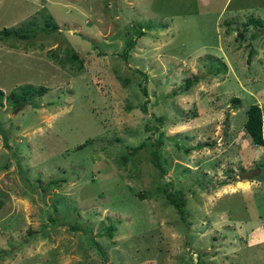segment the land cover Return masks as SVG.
<instances>
[{"label": "rangeland", "instance_id": "1", "mask_svg": "<svg viewBox=\"0 0 264 264\" xmlns=\"http://www.w3.org/2000/svg\"><path fill=\"white\" fill-rule=\"evenodd\" d=\"M29 18L0 36L4 94L46 87L0 104V258L51 230L67 264H264V143L243 126L257 103L264 139V0H0V28Z\"/></svg>", "mask_w": 264, "mask_h": 264}, {"label": "trees", "instance_id": "2", "mask_svg": "<svg viewBox=\"0 0 264 264\" xmlns=\"http://www.w3.org/2000/svg\"><path fill=\"white\" fill-rule=\"evenodd\" d=\"M252 18L249 17V20H251ZM259 24L261 23V19H257L256 20ZM35 25V19L34 18H29L25 21L24 24H22L21 27H25V30H19L18 26L16 27H2L0 28V36H16V37H28L32 34V32L34 30H32L33 26ZM56 24L54 22H48L45 18L43 25H41L39 28L42 30H49V29H53L56 28ZM141 29H138L137 35H139L141 33ZM237 33V32H236ZM134 42V39L131 38L126 42V49L129 47H132ZM126 49H124L123 51V57L126 56ZM65 59H67L68 61L72 62L75 67L77 69H79L81 67V59L77 56V53L74 52L73 50H71L69 53H66ZM134 70H137L140 74H142V76H145V72L134 67ZM218 70V69H217ZM193 77L195 76H187L184 79L183 82V88H187L193 81ZM196 79V77H195ZM46 89L45 86L43 85H37L34 86L33 84L30 83H22L19 84L17 86H15L13 89H10L7 93L4 94L3 90L0 89V104L2 102V98L5 97L6 101L11 105V106H20L21 104L27 102L28 100H30V98L33 95H37V94H41L42 92H44V90ZM231 99L233 101H237L238 98L236 96L231 97ZM32 102V101H31ZM245 119L243 121V126L244 129L247 133V135L249 136L250 140L252 143L254 144H263L264 143V139L262 137V115H261V109L260 106L257 103H250L245 111ZM0 134H1V130H0ZM161 143V140L159 138L155 139L153 142L154 147L152 149L149 150V154L150 157L153 161V164L159 168L160 166V162L158 159V155H157V147L159 146V144ZM143 141H141L140 143L130 146L128 148V153L133 154L135 153V151L143 146ZM126 154H122V157L124 158ZM167 194V193H166ZM167 196V195H166ZM167 199L169 201V203H171L179 217L181 219H185V215H186V210H185V197H184V193L180 190L175 191V194L173 195H169L167 196ZM109 229H111V227H108ZM93 244L97 245V247L99 248L98 244L95 241H92ZM101 249V248H100ZM102 251V249H101ZM194 264H202L200 262H195Z\"/></svg>", "mask_w": 264, "mask_h": 264}, {"label": "crops", "instance_id": "3", "mask_svg": "<svg viewBox=\"0 0 264 264\" xmlns=\"http://www.w3.org/2000/svg\"><path fill=\"white\" fill-rule=\"evenodd\" d=\"M44 235L45 236L43 238L42 236H40V238L35 237L38 239L37 241L35 240L36 243H34L35 244L34 247L27 250L29 255L25 254L23 257L22 256L19 257L18 253H16L17 255L16 257L3 256L2 258H0V264H67L71 260H76L78 263L79 262L83 263L82 261L83 258L79 256H76L73 259H71L72 258L71 255L73 254L72 252H69V250H61L60 248H57L55 250L54 248L47 247V245L46 246L43 245V242H45L46 240L54 239L56 241H60L62 248L64 242L65 249H68L71 248V246L69 245L70 240L66 242L67 240L65 239H62L60 237H55L54 235L51 234V230L48 232L45 231Z\"/></svg>", "mask_w": 264, "mask_h": 264}, {"label": "water", "instance_id": "4", "mask_svg": "<svg viewBox=\"0 0 264 264\" xmlns=\"http://www.w3.org/2000/svg\"><path fill=\"white\" fill-rule=\"evenodd\" d=\"M251 172L250 170H241L240 173H239V176H247L249 175Z\"/></svg>", "mask_w": 264, "mask_h": 264}]
</instances>
